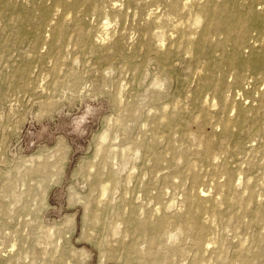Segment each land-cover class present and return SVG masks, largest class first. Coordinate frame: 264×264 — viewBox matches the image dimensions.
Masks as SVG:
<instances>
[{
  "label": "rangeland",
  "instance_id": "rangeland-1",
  "mask_svg": "<svg viewBox=\"0 0 264 264\" xmlns=\"http://www.w3.org/2000/svg\"><path fill=\"white\" fill-rule=\"evenodd\" d=\"M238 7L264 14V0ZM68 9L0 0L4 264H264V70L229 65L235 37L210 29L202 40L206 21L190 39L152 24L160 0ZM261 39L264 26L250 23L239 59ZM96 175L109 190L92 225ZM193 195L205 207L203 236L185 217Z\"/></svg>",
  "mask_w": 264,
  "mask_h": 264
},
{
  "label": "bare ground",
  "instance_id": "bare-ground-1",
  "mask_svg": "<svg viewBox=\"0 0 264 264\" xmlns=\"http://www.w3.org/2000/svg\"><path fill=\"white\" fill-rule=\"evenodd\" d=\"M57 1L61 2L65 7L69 8L68 10L73 11V9H75L78 4H80L81 2H84L85 0H73V1L57 0ZM160 1L163 5V10H164L163 16L161 18H159V15H157V14H155V16H153V17L150 16L152 24H156L157 20H159V24H161V23L162 24L163 23L168 24L169 23L172 25V31L173 32H177V33L182 34V38H189L190 39V36L194 33L193 32L194 27H199L203 21H206L205 30L201 34L202 40L207 39V37H208L207 34H208V31L210 29L221 30L227 39H229L231 37H235V42L233 45L232 53L228 57V64L229 65H231V66L238 65L242 69L255 70L258 72L264 70V40H262V39L260 42V47L258 48L257 51H255V53L253 54V57L251 59H247V60H240L239 59V55H240L239 53H240V50H241L243 43H244V36L246 35L247 31L249 30L250 23L255 24V25H259V26H264V14H262V13L261 14L260 13L252 14L250 12L242 11L238 7V0H226V2L223 4H215L212 0H207L204 5H200V0H160ZM253 1H259V0H253ZM112 8H116V5L112 6ZM185 18H189L192 20L191 24H193V27H190V25H191L190 23L187 24L185 21H183V19L185 20ZM148 20H149V18H148ZM108 23L110 24V22H108ZM57 34H58V30H56V35ZM145 37H146V35H145ZM100 38L102 39V37H100ZM106 38L107 37H105V39ZM108 39H110V37ZM103 40H104V38H103ZM59 41L60 40H58V42ZM108 41H110V40H108ZM97 43H99V42H97ZM120 90H122V89H120ZM262 105H264V101L262 102ZM162 113H163V116H165V117H163L164 120L163 119L162 120H163V122H166L168 114L166 113L165 109L162 110ZM240 115H242V116L245 115V112L241 111ZM118 122H120V121H118ZM232 126H233V123L231 121H227L225 123L226 131H228ZM111 127H112V125H111ZM107 128H109V127H107ZM106 132H109V131H106ZM106 135H108V134H106ZM101 137H103V139L107 138L105 135H103ZM108 139H109V136H108ZM101 140H102V138H101ZM103 141L100 142V143H103L102 145H104V142H105V141L104 142ZM105 143H107V142H105ZM102 145L100 144V146H102ZM113 148L116 149L115 147H113ZM126 150H129V148ZM126 150H124V153L123 152L122 153L125 154ZM129 152H131V151H129ZM63 155H65V154H63ZM114 157H116V156H114ZM115 161H116V158H115ZM90 172H91V170H90ZM222 172L226 175L225 184L230 185L232 182V177L230 175V172L227 171L226 169L222 170ZM88 178L90 180V176ZM193 179H194L195 183L199 182V180H200L199 174H195L193 176ZM94 180H95L94 184L99 188L100 195H99V199L96 200L97 202H95L96 203L95 206L92 209H90V211H91L90 215L91 216L88 218V222L92 225H96L97 223L101 222L99 211L101 209V206L105 202V197H106L107 192L109 190V184L103 182L99 175H96ZM201 195L204 196V194H202V193H201ZM187 202H188V212H187L185 217L187 220H190V222H192V229L197 231L200 235L203 236L206 232V229H207L206 224H205L206 221L203 220L205 222L204 223L199 219V213L202 210H204V208H205L204 204H203V199L201 198V196L193 195V196L187 197ZM157 211H159V210H157ZM210 211L213 213L214 216L218 215V208L216 206L212 207L210 209ZM159 212H158V214H160ZM117 217L121 218L122 214L118 213ZM152 219H153V217H152ZM144 225H147V224H144ZM163 225H164V221L160 219L158 221L156 227L161 228ZM128 231H129V225L127 226V228L124 231L125 234ZM93 235H94V233H93ZM117 236H119V235H117ZM214 241H215V238L212 237V239H209V242H207V243H208V245L211 243L213 244ZM15 243H17V242H14V244ZM198 245L200 246L201 242ZM129 249L130 250H132V249L136 250V248L134 246H130ZM179 252H180V250H179ZM179 252H177V253H179ZM146 253H147V255H156L157 254V252L154 250L153 242L150 241V247L146 251ZM60 261H63V259L60 258ZM222 261H223V263H225L226 262L225 258L222 259ZM126 263H128V261ZM0 264H4V260L1 256H0ZM68 264H70V263H68ZM243 264H248V263L246 262V260H243Z\"/></svg>",
  "mask_w": 264,
  "mask_h": 264
}]
</instances>
